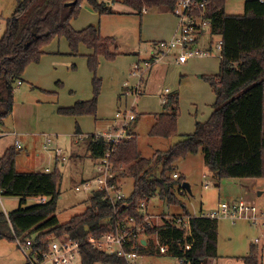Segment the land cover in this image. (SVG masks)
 Segmentation results:
<instances>
[{
    "label": "trees",
    "instance_id": "obj_1",
    "mask_svg": "<svg viewBox=\"0 0 264 264\" xmlns=\"http://www.w3.org/2000/svg\"><path fill=\"white\" fill-rule=\"evenodd\" d=\"M83 1L99 15L112 13L108 2L97 0H15L11 18L0 34V126L12 114L14 90L25 68L39 62L44 46L62 37L72 54L77 53L80 43L92 49L87 68L93 75V96L89 101L58 109V114L96 115L102 88L97 75L99 57L113 61L117 53L115 40L102 37L95 26L81 30L72 27L71 21L79 16ZM105 1H118L138 16L145 9L171 12L174 6V0ZM71 2L74 3L66 5ZM225 3L226 0H212L207 11L210 34L221 40L219 73L202 77L215 95L213 111L204 123L196 122L193 134L183 136L165 153L155 154L154 164L159 165V172H153V163L140 156L136 137L128 129L132 139L116 145L109 160L113 171L133 180L132 193L112 203L104 190H95L85 211L62 224L56 216L61 196L58 168L20 173L15 167L16 148L10 147L0 157V193L3 197L18 198L19 207L11 213L0 211V240L16 243L31 238L37 256L41 257L50 244L71 239L82 246L81 264H126L121 257L92 248L88 239L114 232L130 218L141 221L145 214L142 204L154 197L168 206L184 208L175 193L184 179L172 178L181 159L200 151L210 175L217 180L264 179V3L246 0L243 14L234 16L225 13ZM162 107L148 135L172 138L177 134L178 95L165 97ZM74 133H80L78 126ZM87 138L91 159H99L110 150L105 140H94L92 135ZM123 165L127 168L121 170ZM36 198H45V202L27 203ZM147 234H157L160 244L168 247L166 255L183 259L184 264H211L217 258V220L192 217L189 228L172 220L156 230L148 229ZM137 251L144 255L146 247L140 246ZM258 252L252 247L243 259L244 264H262Z\"/></svg>",
    "mask_w": 264,
    "mask_h": 264
},
{
    "label": "rangeland",
    "instance_id": "obj_2",
    "mask_svg": "<svg viewBox=\"0 0 264 264\" xmlns=\"http://www.w3.org/2000/svg\"><path fill=\"white\" fill-rule=\"evenodd\" d=\"M245 1L246 0H226L225 13L230 16L243 14ZM258 1L260 2V0ZM97 2L101 3L105 2V0H97ZM85 4V1H83L79 16L76 19V27H79V30L89 25H96L99 27L102 37L113 38L115 40L118 46L117 52L127 54L139 53L140 58L146 56L145 46L141 42V30L144 26L153 28L154 22L152 20L156 16L155 13H149L147 16H138L131 11L129 12L130 9L126 6L115 5L113 9H111V14L99 15L97 12L85 7ZM14 8L15 0H0V15H2L0 17V34L4 32L5 20L10 18ZM212 39V58L201 60L195 57L189 59L190 62H196L194 63L195 66L188 69V72H181L175 70L173 67V69L169 71V75L166 76L167 71H164L166 69H162L163 74L164 72L165 74L162 75L161 79H159L157 74L159 73V68L161 69L162 67H156L154 69V71H156L154 77L151 76L146 78L147 88L145 87V95L154 103L146 109L141 106V101L144 100L143 97L139 98V96L137 97L136 103H133L136 113L140 114L141 118L136 125L137 149L142 158L150 160L153 163V172L154 169L157 173L159 172L157 168L159 165L154 164L155 154L165 153L170 146L181 141L183 136L176 135L165 140L151 138L148 135V131H150L152 122L147 114L152 113L154 109L156 111L160 110L161 102L157 97L162 95V91L165 88H168L172 93H176L180 100V117H178L183 127H188L192 122L195 124L196 122L205 120L211 110L210 104L213 101V94L207 89L208 83H205L202 79L203 76L212 75L205 74L203 70L209 68L211 73L215 71L217 73L218 68H220L219 64H217L219 52L215 49V43L219 38L213 36ZM151 55L154 57L157 55V52L152 50ZM133 64L129 74L131 71L140 70V67H147L145 62L139 65ZM165 67H167V65H165ZM184 78L188 79L185 86L182 84ZM165 97L166 95L164 98ZM62 126L63 127H58L57 131L50 134L53 136V144L50 145L46 142L45 138L29 139L20 137L19 141L22 149H15L17 151L15 167L20 173L43 172L44 168L50 164L52 166L47 168L54 167V165L58 168L61 175L58 185L61 197L57 201L56 216L59 222L64 224L73 216L82 214L87 208L92 192L90 190H83L82 182L86 181V179H90L91 183L96 184L99 165L95 164L94 161L92 162L89 157L87 152L88 138L77 141L70 136H61L58 132L65 128L64 124ZM93 133L96 134L97 131ZM14 145V138L1 136L0 157L7 149L14 147ZM59 149H61L59 157L63 156L66 160L65 162L61 160L58 162L54 159V157H57L56 151ZM126 168L127 165H123L121 170ZM174 173L181 176L184 182L188 183L190 187V192L185 191L184 196L179 194L178 188L175 189L176 196L184 205V208L181 206H168L165 201H161L158 197L151 198L144 201V203L146 204L145 212L151 215L153 220H156L160 216L166 217L167 215H170L172 218L177 217V215L186 216V212L198 216L201 212H206L215 207L219 202L230 199L241 200L244 198L246 202L264 205V179H258L251 183V187L253 188L255 186V189H251L252 193L246 195L244 188L240 187L241 183H238V180L214 179L205 166L203 155L200 151L195 155H189L178 161ZM116 178V183L120 186L119 188L122 194L128 197L133 191V180L125 176H117ZM249 184L250 183H248V185ZM205 185L208 186L207 188H210H205ZM78 188L81 190L77 191ZM259 192L261 195H258ZM0 197L1 212L11 213L19 207L18 198H5L1 195ZM33 202L30 201L27 203L31 205ZM164 221L169 222L170 219H164ZM167 222L160 223L159 228ZM157 237V234H154L153 237L150 235L145 237L144 240H147L148 244L141 264H176V259L157 253L158 250L155 247V240H157ZM255 238H260V243H262V245H255ZM142 244L146 247L144 242ZM15 246L20 251L16 243ZM252 247L259 249L258 259L264 264V237L260 235V231L245 220L232 222L228 219H221L218 221L217 258L211 264H244L243 259L250 254ZM72 264H81V259L78 258Z\"/></svg>",
    "mask_w": 264,
    "mask_h": 264
},
{
    "label": "crops",
    "instance_id": "obj_3",
    "mask_svg": "<svg viewBox=\"0 0 264 264\" xmlns=\"http://www.w3.org/2000/svg\"><path fill=\"white\" fill-rule=\"evenodd\" d=\"M105 2H108V5L111 7V9H113L115 5L122 6V4L118 1ZM85 5V7L91 9L87 4ZM130 11L131 10H129V12ZM149 13H155L156 16L152 20L154 22L153 28H147V26H144L141 30V42L145 46V57L140 58L139 53L127 54L123 52H117L118 46L116 42L115 52L118 54V56L113 61H106L103 57H99L100 65L97 70V75L102 80V88L98 97L95 116H64L58 114V109L60 108L72 107L77 101H89L92 99L93 93L91 80L93 75L87 68V57L92 55L93 51L92 49L87 48L84 44L80 43L78 45L77 53L72 54L65 38H55L48 45L42 48L43 54L39 62L28 65L21 75V84L16 86L14 90V104L12 107V114L4 121V124L0 126V137L9 136L14 138V147L16 150L22 149L19 141L20 137L29 139L45 138L46 142L50 139L51 144H53V136L50 134L57 131L58 127H63L62 125L64 124L65 128L59 131L58 134L61 136H70L77 141H81L90 135H94L93 132L95 131H97V133H106V131L108 132L109 130L115 128L119 124L117 114L120 113L124 108H132L133 112L135 113V120L131 123L129 131L137 138L136 125L138 120L141 118L140 114L136 113L135 105L133 103H136L138 98L135 99V97H126L123 95V92L126 89L133 88V84L137 82L136 79L131 77L129 74L132 64L135 62L133 65H139L145 62L148 64L150 63L151 65L145 68L140 67V70L143 72V76L141 75V90L139 98L143 97L144 100L142 99L143 101H141V106L147 109L154 102H152L145 95V87L147 85L146 78L151 76L154 77L156 73L154 69L156 67H162L161 69L159 68V73L157 74L159 79H161L162 75L165 74V72L163 74L162 69H166L164 70L167 71L166 76L169 75V71H171L173 67L175 70L188 72V69L195 66L194 63L196 62H190L189 60L187 63L179 64L175 62V57H173V54H170L164 57L163 61L161 62L154 64L151 63L153 58L151 52L152 50H157V43L165 42L173 38L177 27V19L170 12L163 11L161 9H145L142 13V16H147ZM1 16L2 15H0V17ZM10 18L6 20H9ZM76 19H74L75 22L74 20L71 21V25L75 30H79V27H76ZM93 26L98 29V32L101 35L99 27L96 25ZM212 57L213 54L209 53L203 57L196 58L204 60L210 59ZM217 64L220 66V57L217 61ZM165 65H167V67H165ZM203 72L205 74L217 75L219 73V68L217 73L216 71L211 73L209 68L203 70ZM124 82H127V86H124ZM187 82L188 79L184 78L182 81L183 86H185ZM207 86V89H209V91L213 94V101L210 104L211 110L209 114L206 116L204 121H200L199 123H204L207 121L213 111L212 105L215 102V95L212 92L210 86L208 84ZM171 94L173 93L170 91V89L165 88L162 91V95L159 97L156 96L161 102V108L159 111L154 109L155 111L152 110V113L147 114L152 122V126L156 121L155 116L162 112V99L165 95L167 97ZM179 117L177 118L176 135L185 136L193 134L196 123L193 124L192 122V124L188 127H183ZM76 126H78L80 130L79 134L74 133ZM151 138L158 139V137ZM17 143L20 145V148L17 147ZM54 159L55 161L59 162L60 157H54ZM91 160L92 162H95V160ZM65 161L66 160H64V162ZM49 166L52 165L50 164L46 166L44 171ZM55 167L56 166L54 165V167H51L50 169L53 170ZM234 180H238V183H241L240 187L244 188L246 195L252 193L251 189H255V186L252 188L251 183L257 181L252 179ZM248 183L250 184L248 185ZM242 200L245 199L243 198ZM30 201L37 202L38 198L28 200L27 202ZM217 205L210 210L203 212V214L215 210ZM200 214H202V212ZM219 220L221 219H217V221ZM144 244L147 248L148 241L144 240ZM26 262L27 260L25 255L17 249L14 242L0 240V264H25Z\"/></svg>",
    "mask_w": 264,
    "mask_h": 264
},
{
    "label": "built area",
    "instance_id": "obj_4",
    "mask_svg": "<svg viewBox=\"0 0 264 264\" xmlns=\"http://www.w3.org/2000/svg\"><path fill=\"white\" fill-rule=\"evenodd\" d=\"M212 0H174V6L171 14L177 19V27L173 38L167 42L157 44V55L152 58V64L163 61L164 57L173 54L175 62L179 64L186 63L189 59L195 57H203L212 50V36L210 34V20L207 17L208 4ZM264 3V0H260ZM215 49L219 52L221 49L220 38L215 43ZM146 66H151L146 63ZM142 71L137 70L130 73V76L136 79L133 88L126 89L123 95L126 97L132 96L135 99L140 95ZM21 81H17L16 86L20 85ZM127 86V82H124ZM164 103V99H162ZM119 124L106 133H96L92 135L94 140L103 139L109 145V151L103 157L96 159L95 164L99 165L98 175L96 176V184L86 180L82 182L83 190H104L109 197L110 202L114 203L117 200L124 198L117 185V176H123L118 172L113 171V166L110 162V155L114 147L123 141L131 140L132 135L127 132L131 123L135 120V113L132 108H124L117 114ZM51 144V140L47 141ZM17 147L20 145L17 143ZM45 147V146H44ZM60 150L56 151V156H60ZM64 161L63 156L60 157ZM52 169L46 168L45 172H50ZM178 174L174 173L173 178H178ZM208 186L205 185V188ZM178 192L184 196L185 189L182 186L178 187ZM208 189V188H207ZM81 189L78 188L77 191ZM38 203H44L45 198H38ZM144 211L146 204L143 203ZM192 217L206 219H228L232 222L237 220H245L260 231V235L264 237V205L246 202L245 200L230 199L221 201L215 210L209 211L206 214L198 216L180 215L172 218L170 215L166 217L160 216L153 220L152 216L145 212L141 221L136 222L130 218L125 223L126 225L118 226L114 232H109L99 239L90 238L87 244L94 249L101 250L109 256H118L125 260L126 264H141L144 255H141L137 248L143 246L145 237L148 235L147 230L159 228V224L164 219L175 220L177 223L185 225L189 228L190 219ZM152 218V220H151ZM154 223V224H153ZM260 238L254 239L255 245H262ZM260 243V244H259ZM16 244L20 251L25 255V258L30 264H72L81 256V244L71 239H65L59 242L52 243L48 246V251L43 255L37 256L35 247L31 238L24 240H16ZM155 246L158 253L161 255L168 254V247L160 244L155 240ZM189 246H186L188 249ZM177 264H184L183 259L177 260Z\"/></svg>",
    "mask_w": 264,
    "mask_h": 264
},
{
    "label": "water",
    "instance_id": "obj_5",
    "mask_svg": "<svg viewBox=\"0 0 264 264\" xmlns=\"http://www.w3.org/2000/svg\"><path fill=\"white\" fill-rule=\"evenodd\" d=\"M73 3H74V2H71V3H68V4H66V5H70V4H73ZM181 186H182V188L185 189V191L190 192V187H189L188 183L184 182V183H182ZM258 195H260V192L258 193Z\"/></svg>",
    "mask_w": 264,
    "mask_h": 264
}]
</instances>
